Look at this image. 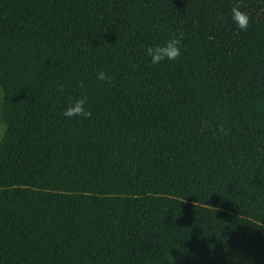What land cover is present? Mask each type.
<instances>
[{
  "label": "trees",
  "instance_id": "16d2710c",
  "mask_svg": "<svg viewBox=\"0 0 264 264\" xmlns=\"http://www.w3.org/2000/svg\"><path fill=\"white\" fill-rule=\"evenodd\" d=\"M237 2L0 0V264H264V0L246 33Z\"/></svg>",
  "mask_w": 264,
  "mask_h": 264
},
{
  "label": "clouds",
  "instance_id": "9594fccd",
  "mask_svg": "<svg viewBox=\"0 0 264 264\" xmlns=\"http://www.w3.org/2000/svg\"><path fill=\"white\" fill-rule=\"evenodd\" d=\"M231 19L236 25V29L239 32L246 33L250 27L249 14L242 10V4L238 2L230 9ZM183 35H173L166 40L163 44H156L154 46H148L145 49L149 63L153 66H160L165 62H175L183 55ZM97 79L110 86L113 84V77L106 74L103 70L97 73ZM79 87H84L83 83H79ZM64 85H60L57 89L58 92H63ZM62 117L66 120L73 119H90L93 115L88 106V97L83 96L80 98H69L68 106L62 111ZM209 127V125H205ZM219 132L226 135V130L219 126ZM218 210V209H217Z\"/></svg>",
  "mask_w": 264,
  "mask_h": 264
},
{
  "label": "rangeland",
  "instance_id": "374dc122",
  "mask_svg": "<svg viewBox=\"0 0 264 264\" xmlns=\"http://www.w3.org/2000/svg\"><path fill=\"white\" fill-rule=\"evenodd\" d=\"M0 102H1V92H0ZM3 129H4V124H3V121H2V119H1V115H0V136H1V134L3 133V132H2Z\"/></svg>",
  "mask_w": 264,
  "mask_h": 264
},
{
  "label": "crops",
  "instance_id": "0c3cea01",
  "mask_svg": "<svg viewBox=\"0 0 264 264\" xmlns=\"http://www.w3.org/2000/svg\"><path fill=\"white\" fill-rule=\"evenodd\" d=\"M1 92V91H0ZM1 99H2V93H1ZM0 110H1V102H0ZM0 115H1V112H0ZM1 119H2V117H1ZM3 121V120H2ZM3 124H4V122H3ZM4 131H5V124H4V129H3V133H4ZM3 133L1 134V136H0V139H1V137H2V135H3Z\"/></svg>",
  "mask_w": 264,
  "mask_h": 264
}]
</instances>
